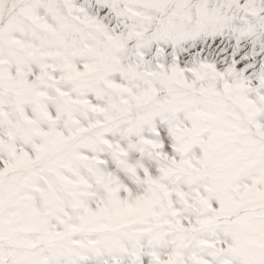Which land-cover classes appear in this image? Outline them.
<instances>
[{"label": "snow or ice", "instance_id": "1", "mask_svg": "<svg viewBox=\"0 0 264 264\" xmlns=\"http://www.w3.org/2000/svg\"><path fill=\"white\" fill-rule=\"evenodd\" d=\"M0 264H264V0H0Z\"/></svg>", "mask_w": 264, "mask_h": 264}]
</instances>
